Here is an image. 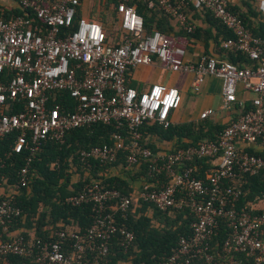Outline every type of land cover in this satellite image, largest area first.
<instances>
[{
    "label": "built area",
    "instance_id": "built-area-1",
    "mask_svg": "<svg viewBox=\"0 0 264 264\" xmlns=\"http://www.w3.org/2000/svg\"><path fill=\"white\" fill-rule=\"evenodd\" d=\"M7 1L12 4L0 3L1 13L7 7L22 12L0 16V136L15 133L12 149L25 147L33 153L42 141L62 143L72 128L97 122L125 126L129 133L125 146L116 133L112 144L82 150V159L113 162L124 148L127 167L146 163L149 173L162 174L166 184L129 194L99 182L86 184L65 201L89 204L90 225L83 231L49 228L47 237L41 238L13 234L8 227L21 212L12 194L18 185L27 184L23 168L16 187L4 197L0 193V260L13 254L34 255L33 264H105L114 234L120 235L125 249L132 245L133 232L117 219L143 201L160 211L187 207L194 221L190 235L180 236L160 261L131 264H189L192 259L203 264H264V190L239 204L249 178L264 174V36L255 35L230 11L228 0H144L186 33L195 30L189 6L211 12L232 34L221 41L222 48L245 54L252 64L242 66L207 54L188 61L185 40L159 29L147 32L131 0H112L116 26L111 34L97 20L84 16L75 20L81 0ZM256 7L264 21V0H257ZM156 62L172 72L192 73L194 93L201 91L206 77L219 78L223 109L234 103L243 106L244 100L237 98L239 86L252 93V106L228 123L216 140L152 151L140 142V126L147 120L169 126V114L179 107L181 94L177 87L161 83L137 90L127 85V72ZM63 93L73 98L71 107L60 104L58 96ZM214 112L207 108L199 117ZM202 160L207 168L198 163ZM221 219L229 232L222 242L213 243Z\"/></svg>",
    "mask_w": 264,
    "mask_h": 264
},
{
    "label": "trees",
    "instance_id": "trees-1",
    "mask_svg": "<svg viewBox=\"0 0 264 264\" xmlns=\"http://www.w3.org/2000/svg\"><path fill=\"white\" fill-rule=\"evenodd\" d=\"M130 3L135 4L136 11L143 16L147 32L159 29L170 33V21L172 20L163 11L148 8L144 0H131ZM246 5L247 13H241L236 7H231L229 4L227 8L239 15L255 35L264 36V21L257 7L251 4ZM21 12L17 7H7L4 13L0 12V16L8 17ZM206 12L213 17L211 12ZM114 15L113 9L112 16ZM80 16L77 8L75 20ZM213 19L225 31V38L232 36L230 30L220 21L214 17ZM103 24L107 32L111 34L112 30L109 29L108 22ZM229 53H231L230 61L233 63L242 66L252 64L241 52ZM58 100L65 107H71L74 102L67 93L59 94ZM251 106V100L249 103L244 102L243 106L238 105L240 112L237 117L240 113L249 110ZM207 118L201 119L197 124L193 122L171 123L167 127H163L156 120H147L139 128L140 142L152 151H157L153 143L145 140L144 137L147 133L154 134L162 140H175L176 147H188L204 140H216L227 124L219 125ZM116 133L122 135L123 146H125L129 139L128 129L125 126L116 127L114 123L97 122L68 130L62 143L50 140L42 141L33 153L25 147L18 151L12 149L15 133L0 136V187L4 188L1 197L16 187L19 172L23 168L27 169V184L18 185L15 188L16 193L12 194L21 212L9 221V230L23 229L20 234L24 236H29L32 231L35 237L41 238L47 237L49 228L73 227L80 231L85 230L91 223L90 205H72L67 203L65 198L80 192L86 184L99 182L105 187L116 188L123 194H129L132 192L131 183L144 175L150 183L146 186L147 189L163 188L166 184L165 177L155 172L149 173L146 163H140L139 170L128 172L126 177L110 174V168L118 165L126 166L127 150L124 148H120L117 159L113 162H103L93 158L82 159L80 155L82 150L94 145L112 144ZM198 163L204 168L209 165L203 160ZM243 189L247 194L240 198L239 204H243L246 199H253L264 190V174L250 177L249 183L245 184ZM133 207V205L130 206L124 218L117 219L133 232V243L125 249L120 235L114 234L109 242V252L105 264H115L118 260L126 259L142 260L148 263L160 261L176 246L180 236H188L191 233V223L194 218L187 207L160 211L150 203L143 201H140L136 208L133 209ZM148 208H151L152 216L145 213ZM218 226L213 243L222 242L229 232L223 219L219 221ZM2 238L8 239L9 237L2 235ZM34 262V255L23 257L11 254L5 260H0V264H33ZM189 264H203V262L200 259H192Z\"/></svg>",
    "mask_w": 264,
    "mask_h": 264
},
{
    "label": "crops",
    "instance_id": "crops-1",
    "mask_svg": "<svg viewBox=\"0 0 264 264\" xmlns=\"http://www.w3.org/2000/svg\"><path fill=\"white\" fill-rule=\"evenodd\" d=\"M1 4H12L7 0H0ZM257 0H228L231 7H236L239 12L247 13L248 8L246 4L256 6ZM189 6L187 13L195 25V31L192 34H186L184 30L179 28L174 21H170V33L172 35L183 38L186 42L185 59L194 61L202 54H207L217 60H230L228 51L221 46V41L225 39V31L214 21L213 17L204 10H193ZM79 14L87 18H94L100 20L102 23L107 21V18L112 17L113 6L111 0H81L78 8ZM105 15V16H103ZM177 73L163 68L159 63L142 64L133 67L127 72V84L136 89H143L153 83H161L165 85L175 86L179 89L181 94V102L177 109L170 112L169 117L173 124H181L185 122H193L195 124L201 121L200 113L207 109H214V114L207 119L219 125H226L237 117L240 109L238 104L234 103L229 109H223V97L221 93V80L217 77H206L201 91L194 93L191 89L193 81V74L187 73L184 77ZM196 94V95H194ZM252 93L242 90L239 86L237 89V98L249 103ZM145 140L153 143L157 151L165 152L176 147L175 140H162L154 134H146ZM139 165L133 167H122L121 165L110 168V174L126 177L128 172H137ZM150 185L144 175L131 183L132 192L136 193ZM2 193V191L0 192ZM135 203L133 209L138 206ZM148 216H152L151 208L145 212ZM23 229L12 231L13 234L21 233ZM30 235L33 232L30 231ZM131 259L118 260L115 264H131Z\"/></svg>",
    "mask_w": 264,
    "mask_h": 264
},
{
    "label": "rangeland",
    "instance_id": "rangeland-1",
    "mask_svg": "<svg viewBox=\"0 0 264 264\" xmlns=\"http://www.w3.org/2000/svg\"><path fill=\"white\" fill-rule=\"evenodd\" d=\"M103 16H105V15H103ZM107 22H108V27H109V29L110 30H113V29H115V23H114V20H113V18L110 16V18H107ZM179 76H182V77H184V75H186L187 73H183V72H181V73H177ZM194 95H196V94H194ZM1 191H4V188L3 187H0V192Z\"/></svg>",
    "mask_w": 264,
    "mask_h": 264
}]
</instances>
